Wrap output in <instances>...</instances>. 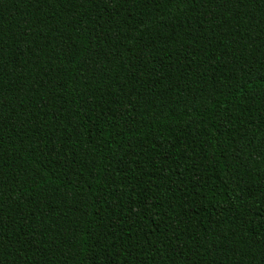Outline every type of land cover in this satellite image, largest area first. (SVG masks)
Returning <instances> with one entry per match:
<instances>
[{"label":"trees","instance_id":"1","mask_svg":"<svg viewBox=\"0 0 264 264\" xmlns=\"http://www.w3.org/2000/svg\"><path fill=\"white\" fill-rule=\"evenodd\" d=\"M0 264H264V0H0Z\"/></svg>","mask_w":264,"mask_h":264}]
</instances>
